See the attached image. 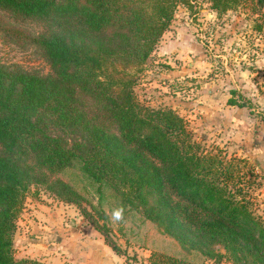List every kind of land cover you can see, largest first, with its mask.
Masks as SVG:
<instances>
[{
  "label": "trees",
  "instance_id": "obj_1",
  "mask_svg": "<svg viewBox=\"0 0 264 264\" xmlns=\"http://www.w3.org/2000/svg\"><path fill=\"white\" fill-rule=\"evenodd\" d=\"M207 1L218 10L250 1L264 7V0ZM191 2L0 0V9L43 22L36 42L50 65L45 75L0 65V264H42L14 256L16 221L32 186L75 204L119 253L106 223L57 177L76 162L100 196L110 188L182 249L264 264V221L243 195L239 167L203 150L177 112L145 105L134 92L131 71ZM167 259L151 264H182Z\"/></svg>",
  "mask_w": 264,
  "mask_h": 264
},
{
  "label": "rangeland",
  "instance_id": "obj_2",
  "mask_svg": "<svg viewBox=\"0 0 264 264\" xmlns=\"http://www.w3.org/2000/svg\"><path fill=\"white\" fill-rule=\"evenodd\" d=\"M43 31L42 21L0 9V65L39 75L49 73L50 65L36 42ZM131 73L136 77L134 92L141 103L171 108L185 120L203 150L218 153L239 167L241 186L246 190L243 195L264 221V169L258 168L256 157L250 156L244 138L238 136L231 122L232 116H240L238 112L230 114L224 111L223 102L218 103L224 96L235 99L237 104L247 107L251 122L264 120V110L257 112L258 103L247 97L255 95L256 83L264 85V7L255 1L226 10L215 9L207 0L182 4L148 61ZM197 89L204 94L205 90L214 91L216 96L197 101ZM57 177L82 195L83 207L99 225L106 223L118 254H124L130 264L167 262V258L182 264H204L198 253L182 249L138 211L123 207L110 188L104 187L100 196L97 184L80 170L77 162L60 171ZM118 207L124 208V214L117 222L111 214ZM102 212L106 215L104 220ZM85 225L93 228L111 248L75 204L60 200L42 186H32L16 221L14 256L37 258L50 252L64 256L70 245L69 241L64 242L63 234L74 235L77 231L83 234ZM49 264L59 263L50 260Z\"/></svg>",
  "mask_w": 264,
  "mask_h": 264
},
{
  "label": "crops",
  "instance_id": "obj_3",
  "mask_svg": "<svg viewBox=\"0 0 264 264\" xmlns=\"http://www.w3.org/2000/svg\"><path fill=\"white\" fill-rule=\"evenodd\" d=\"M262 80V82H264V79ZM255 86V95L253 97L248 95L247 97L250 98L251 101L258 103V112L260 110H264V85H262L261 83H256ZM196 92V95H198V99H196L197 101L201 98L205 99L209 95H212L211 98H209L210 100H212L216 96V92L214 91L210 93V91L205 90L204 94L203 92H201V89H197ZM228 99V97L224 96L222 97V99L219 98L218 103L223 102V105L225 106L224 111H227L230 114L238 112L240 116H232L231 122L233 123L238 136L244 138V147L246 149H250V156L256 157L254 161L256 165H258V168L260 166L264 169V120L257 119L254 122H251V118L249 117L251 116V113H248L247 107L245 105L236 106L234 104H228ZM217 109L218 107L216 108V110ZM246 156H248V152ZM82 231L83 234L78 233L79 231H77L78 234L75 232L74 235H69V232L63 234L64 242L69 241L67 245H70L68 252L65 253L64 256L58 253L54 254V252H50L47 253L46 257L39 255V257L37 258H31H36L41 262L46 261L48 264L50 260H57L59 264H63L65 261H67L68 264H130L124 254H118L113 251L108 245L104 244L101 237L99 235H96V231L93 228L85 225L82 227ZM60 260H62V263H60ZM203 263L231 264V262H229L225 258H222L221 260L205 258Z\"/></svg>",
  "mask_w": 264,
  "mask_h": 264
},
{
  "label": "clouds",
  "instance_id": "obj_4",
  "mask_svg": "<svg viewBox=\"0 0 264 264\" xmlns=\"http://www.w3.org/2000/svg\"><path fill=\"white\" fill-rule=\"evenodd\" d=\"M123 214H124V208L123 207H118L113 210L111 214V218L113 221H121L123 219Z\"/></svg>",
  "mask_w": 264,
  "mask_h": 264
}]
</instances>
